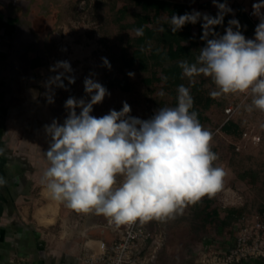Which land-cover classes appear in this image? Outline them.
Wrapping results in <instances>:
<instances>
[{
    "label": "rangeland",
    "instance_id": "rangeland-1",
    "mask_svg": "<svg viewBox=\"0 0 264 264\" xmlns=\"http://www.w3.org/2000/svg\"><path fill=\"white\" fill-rule=\"evenodd\" d=\"M173 1L189 3L192 11L206 14L209 8L203 4L214 6L212 0ZM139 12L141 8L132 0H0V92L4 97L0 103L2 113L13 117L18 130L13 135L16 141L13 150L27 160L26 170L30 176L24 183L28 184L31 195L20 204L29 205L31 215L45 204L41 178L48 166L43 152L49 147L50 137L46 135L44 125L51 124L53 119L63 123L68 115L64 104L69 97L89 99L84 92L85 77L95 73L93 78L111 93L101 104L94 105L92 115L96 117L111 109L120 111L122 102L126 101L131 106V116L147 120L161 107L160 100L165 102L162 107L175 104L174 98L163 91L165 82L161 80V73L157 75L159 80L149 84L146 75L130 62L140 35L128 26L134 24ZM223 34L225 32L219 35ZM204 46L202 40L198 54ZM102 57L108 59L111 69L103 66ZM57 61L71 64L75 83L68 85L65 80L67 90L54 88V103L49 104L44 84L50 76L57 74L50 71ZM129 72L134 76L129 77ZM195 82L200 84L202 95L209 98V104L201 102L197 105L204 118L201 124L212 132L221 123L225 108L231 102H238L243 94L214 99L209 95L215 90L210 78L201 75L195 77ZM120 83H126V87H119ZM161 91L165 95L160 96ZM246 103H251V96ZM45 108L51 115L49 119L42 116ZM79 111L77 109V114ZM250 124H253L254 132L262 136L259 145L238 152L235 142L224 148L215 141L212 151L219 156L215 165L224 167L227 172L222 189L212 198L206 196L188 206L175 219L162 222L168 228V238L160 253V264H196L199 257L196 241L215 232L219 217L226 211L221 206L225 190L251 181L253 176L257 178L258 189L263 188L264 113L253 111V121L247 122L245 128ZM251 185L253 189V183ZM240 189L241 193L245 192L242 187ZM214 212L219 217H215ZM158 222L153 220L147 224L155 228ZM44 230L49 246L54 249L59 246L72 248L88 239H110L115 235L105 217L77 213L63 203L56 223ZM228 232L230 234L231 229Z\"/></svg>",
    "mask_w": 264,
    "mask_h": 264
},
{
    "label": "clouds",
    "instance_id": "clouds-1",
    "mask_svg": "<svg viewBox=\"0 0 264 264\" xmlns=\"http://www.w3.org/2000/svg\"><path fill=\"white\" fill-rule=\"evenodd\" d=\"M212 3L219 10L215 17L193 10L169 18L173 33L186 24L202 21L205 46L195 62H179L182 77L191 84L201 75L210 78L215 90L209 95L214 99L229 94L250 95L246 111L264 113V13L260 11L264 2L253 5V15L260 19L254 39L243 35L235 18L228 21L225 34L215 33L214 26L222 25L224 16L233 10L226 2ZM101 60L111 69L107 58ZM50 71L57 74L44 86L46 100L52 104L53 89L67 90L64 81L74 84L75 76L68 61H57ZM95 75L91 73L83 82L89 99L69 97L64 104L68 115L63 123L53 119L44 125L50 141L43 152L48 166L41 184L52 200L77 213L103 216L119 228L137 221L144 224L175 219L188 206L206 196L212 198L222 189L227 172L215 165L219 156L211 148L213 133L192 110L190 87L180 85L177 106L160 107L147 120L131 116L126 101L120 111L111 109L96 117L92 115L94 105L111 93L93 78ZM128 75L133 77L134 73ZM7 184L0 175V188Z\"/></svg>",
    "mask_w": 264,
    "mask_h": 264
},
{
    "label": "crops",
    "instance_id": "crops-1",
    "mask_svg": "<svg viewBox=\"0 0 264 264\" xmlns=\"http://www.w3.org/2000/svg\"><path fill=\"white\" fill-rule=\"evenodd\" d=\"M262 2L264 0H230L228 7L233 10L230 12L233 18L236 17L239 10H242L244 16L247 17V11L253 9L254 4ZM211 8L217 10V7L211 6ZM260 11L264 13V8H261ZM259 22L258 17L256 24L258 25ZM244 36L253 39L255 31ZM2 98L4 97L0 92L1 101ZM242 98L243 95H241L239 101ZM238 102H231L230 104H237ZM245 103L231 118L240 125L241 130L239 133L225 135L221 132V126L228 118L224 110L221 123L212 131L214 137L211 148L214 147L215 141H219L220 145L225 148L226 145H231V143L237 142L241 138L247 122L253 121V112L246 111L247 103ZM2 106V103H0V150H2V154H0V175L7 179L8 184L0 188V264H78L77 254L82 251L83 243H77L72 248L63 246L56 249L51 248L44 230L47 227L41 226L36 221L34 214L31 215L29 205L20 204L23 199H27L31 195L28 184L24 183L25 180L29 179L30 172L26 170V158L18 156L13 150L15 148L13 143L16 142L13 140L15 139L13 135L18 130L14 119H12L13 117L2 113ZM254 177L251 178L253 181L242 182L236 188L231 187L225 190V195L221 199V206L226 211L220 217L218 214L215 215V217H219L216 231L204 235L201 241H196V245H199V247L207 246L220 251H228L232 247L237 235L235 225L237 219L245 213L264 209V181L261 183L263 188L258 189L257 178ZM251 183H253V189ZM240 187L245 189V192L241 193ZM31 216L32 219L30 220ZM211 221L209 218L208 222ZM230 229L231 232L228 234ZM221 245L222 247H220ZM261 261L254 259L243 264H264Z\"/></svg>",
    "mask_w": 264,
    "mask_h": 264
},
{
    "label": "trees",
    "instance_id": "trees-1",
    "mask_svg": "<svg viewBox=\"0 0 264 264\" xmlns=\"http://www.w3.org/2000/svg\"><path fill=\"white\" fill-rule=\"evenodd\" d=\"M141 8V12L136 15L134 24L128 27L140 29V38L136 40L137 50L134 52L130 62L134 64L142 74L146 75V81L152 84L158 74H162L165 86L163 91L171 98H174L177 106V89L180 85L190 87L191 95L194 99L193 111L198 113L200 123L204 120L203 114L198 107V103L207 102L209 98L203 96L200 91V84L195 82L191 84L187 77H182V69L179 62L187 60L190 63L195 62L198 56V49L203 35L202 21L196 24H186L176 33L171 31L169 18L172 15H183L192 12V6L189 3L173 0H132ZM220 3L229 4L230 0H219ZM209 8L208 14L215 17L217 10L211 9L209 4H203ZM234 19L230 13L224 16L222 25L214 26V32L220 34L225 32L228 27V21ZM235 19L240 22L243 35H249L255 31L257 24L244 16L242 10H239ZM163 29V30H161ZM235 30V29H234ZM166 78V79H165ZM119 87L125 88L126 83H120ZM160 106L165 104L163 100L159 101ZM240 125L233 119L225 121L221 126V132L225 135H236L240 131ZM214 212L213 215H217Z\"/></svg>",
    "mask_w": 264,
    "mask_h": 264
},
{
    "label": "built area",
    "instance_id": "built-area-1",
    "mask_svg": "<svg viewBox=\"0 0 264 264\" xmlns=\"http://www.w3.org/2000/svg\"><path fill=\"white\" fill-rule=\"evenodd\" d=\"M247 17L258 22L253 9L247 11ZM249 97L243 94L237 104H230L225 109L228 116L226 121L240 110ZM261 141L262 136L255 133L253 124H250L234 145L238 152H243ZM108 225L114 237L84 241L82 251L77 254L78 264H160V253L168 238L166 224L158 222L155 228L138 221L119 228L109 222ZM235 225L237 235L232 247L228 251L198 247L196 264H243L254 259L264 261V209L241 215Z\"/></svg>",
    "mask_w": 264,
    "mask_h": 264
},
{
    "label": "bare ground",
    "instance_id": "bare-ground-1",
    "mask_svg": "<svg viewBox=\"0 0 264 264\" xmlns=\"http://www.w3.org/2000/svg\"><path fill=\"white\" fill-rule=\"evenodd\" d=\"M44 119L51 118L49 110L47 108L44 109L42 113ZM42 199L45 201V204L34 212V217L36 221L44 227L52 226L56 223L60 204L57 201L52 200L43 189L41 192Z\"/></svg>",
    "mask_w": 264,
    "mask_h": 264
},
{
    "label": "water",
    "instance_id": "water-1",
    "mask_svg": "<svg viewBox=\"0 0 264 264\" xmlns=\"http://www.w3.org/2000/svg\"><path fill=\"white\" fill-rule=\"evenodd\" d=\"M256 260V259H255Z\"/></svg>",
    "mask_w": 264,
    "mask_h": 264
}]
</instances>
